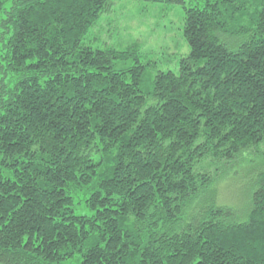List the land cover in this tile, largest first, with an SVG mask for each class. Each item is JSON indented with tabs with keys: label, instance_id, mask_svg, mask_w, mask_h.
<instances>
[{
	"label": "trees",
	"instance_id": "obj_1",
	"mask_svg": "<svg viewBox=\"0 0 264 264\" xmlns=\"http://www.w3.org/2000/svg\"><path fill=\"white\" fill-rule=\"evenodd\" d=\"M116 1L174 70L85 43ZM0 264H264V0H0Z\"/></svg>",
	"mask_w": 264,
	"mask_h": 264
},
{
	"label": "rangeland",
	"instance_id": "obj_2",
	"mask_svg": "<svg viewBox=\"0 0 264 264\" xmlns=\"http://www.w3.org/2000/svg\"><path fill=\"white\" fill-rule=\"evenodd\" d=\"M114 5L107 20L104 23L99 21L97 27L88 33L85 43L93 48H102L107 44L119 51L124 50L131 39H137L144 45L140 51V60L143 63L151 61L158 70H174L172 65L175 54L186 53L182 39L181 7L163 2L158 4L131 1H116ZM182 44L185 47L183 52L179 48ZM132 64L131 61L119 63L116 69ZM255 163L259 164V158ZM252 174L253 171L246 172V176ZM244 204L245 195L243 190H239L230 206L238 210L244 209Z\"/></svg>",
	"mask_w": 264,
	"mask_h": 264
}]
</instances>
